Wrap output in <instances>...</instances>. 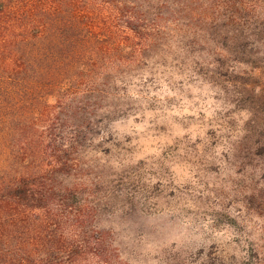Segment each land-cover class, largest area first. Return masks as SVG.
I'll list each match as a JSON object with an SVG mask.
<instances>
[{"label":"rangeland","instance_id":"obj_1","mask_svg":"<svg viewBox=\"0 0 264 264\" xmlns=\"http://www.w3.org/2000/svg\"><path fill=\"white\" fill-rule=\"evenodd\" d=\"M91 1L114 38L129 34L123 3ZM161 6L155 19L133 6L137 47L100 73L103 113L82 119L71 157L92 189L78 217L92 246L126 253L74 264H204L215 249L264 264V0Z\"/></svg>","mask_w":264,"mask_h":264},{"label":"trees","instance_id":"obj_2","mask_svg":"<svg viewBox=\"0 0 264 264\" xmlns=\"http://www.w3.org/2000/svg\"><path fill=\"white\" fill-rule=\"evenodd\" d=\"M163 2L173 0H100L129 10H119L129 34L118 41L91 0H0V264L124 257V247L99 237L92 246L99 234L78 220L92 189L71 157L83 151L74 139L82 119L101 112L109 93L100 73L137 47L133 6L155 19ZM78 98L97 110L76 106ZM206 256L204 264H227L216 249Z\"/></svg>","mask_w":264,"mask_h":264}]
</instances>
